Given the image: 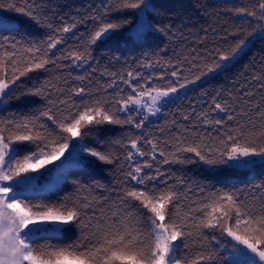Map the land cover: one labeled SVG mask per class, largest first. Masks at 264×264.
Returning <instances> with one entry per match:
<instances>
[{
	"label": "snow or ice",
	"instance_id": "snow-or-ice-1",
	"mask_svg": "<svg viewBox=\"0 0 264 264\" xmlns=\"http://www.w3.org/2000/svg\"><path fill=\"white\" fill-rule=\"evenodd\" d=\"M227 8L248 27L225 29L214 47L173 62L160 57L165 49L157 41L171 40L175 26L162 21L153 0H101L71 23L49 15L43 0H0V11L17 14H0V264H264V179L197 195L165 167L195 158L213 169L264 170V82L260 102L243 89L230 97L217 92L207 111L184 114L199 129L191 139L173 136L161 147L145 128L182 99V89L228 71L264 41V0ZM79 24L86 31L76 35ZM69 33L78 45L68 44ZM120 35L142 58L135 69L101 72L109 82L92 88L99 64L93 46ZM155 67L162 71L140 70ZM61 69L83 74L69 85L53 74ZM30 73L48 77L33 82ZM33 97L42 106L9 111L12 102ZM104 125L125 131L102 140ZM109 168L121 177L118 189L97 179ZM68 184L75 195H47ZM98 189L108 195L101 199ZM73 229L77 238L60 242Z\"/></svg>",
	"mask_w": 264,
	"mask_h": 264
},
{
	"label": "trees",
	"instance_id": "trees-1",
	"mask_svg": "<svg viewBox=\"0 0 264 264\" xmlns=\"http://www.w3.org/2000/svg\"><path fill=\"white\" fill-rule=\"evenodd\" d=\"M43 2L47 7L49 15L55 14L57 19L63 16L66 21L71 23L73 17L77 19L86 17L101 0H43ZM250 2L251 0H244L245 4H249ZM153 3L163 14L161 17L162 21L164 23H172L175 26V35L171 40L166 36H160L157 41L159 47L165 49V51L159 54L163 60L172 59L173 62H175L177 56L182 57L190 55L193 49L196 51H203L205 46H207V48H212L217 42L221 41L222 37L225 35V29H227L228 33H233L237 28L248 27L247 25H243L240 20L234 18V14L228 11V4H224V2H220V4L219 2H215V0H153ZM240 4L241 0H236V3L233 4L231 3L232 6ZM2 12L13 18H16L17 15L14 13ZM30 30L36 32L40 36L44 34L43 30L36 28L35 25H33ZM85 31L86 26L84 24H79L77 29L74 30L76 35L85 33ZM67 37L68 44L73 46L78 45L79 41L72 33L67 34ZM125 40L126 38L120 35L113 37L104 44L98 42L96 46H93V56L99 64L97 72L92 76L91 87L100 88L102 90L103 86L109 82L110 78L107 75H101V72H126L130 68L135 69L136 60L142 58V52L139 48L126 43ZM113 55L121 56V62L119 64L114 61L110 62V57ZM257 67L261 68L263 72H260L261 70H258ZM140 70L146 74L149 69ZM68 71L70 70L61 69L59 72L53 70V74L57 77H67L69 85L76 83L72 77L83 74V69H78L72 72L71 77H68ZM152 71L160 73L162 68L155 67ZM29 75L33 77V82L36 81L37 76L40 82L48 77V73H30ZM261 75H264V41L258 40L253 43L248 54L229 68L228 71L217 73L209 79L208 77L206 79L203 77L200 81H197L196 85H192L187 95L182 96V99L178 103L168 105L163 112L164 115L165 111H168L165 118L159 122L151 123L145 128L154 139L161 141V147L164 146L163 141H171L173 136L178 135L183 138V136L187 135L188 138L191 139V134L194 131H199V129H196L190 121L184 120V114L192 113L193 108L196 112L202 109L207 111L211 104V98L216 95L217 92H223L226 97H230L235 92L243 89L253 92L254 95L252 99L255 102H260L261 92L259 90V85L264 81H256L253 77ZM108 91L111 92L112 90L109 89ZM32 100H36L37 103L33 105L31 103ZM38 106H42L38 98H22L21 101L12 102L9 111H19L21 109L30 111L33 107ZM2 114L7 115V113ZM102 128L104 130L98 133V137L102 140L109 137L117 138L125 131L117 125H104ZM206 128L207 126H205V129ZM161 129H164V131H161ZM185 129H187V132H185ZM138 131L139 130H137V132ZM169 150H171V147H169ZM186 155L191 156L192 154ZM199 163L201 162L194 158V162L192 163H173L165 167L170 168L174 178H180L184 184H186V181L184 180L183 174L179 173L176 167L187 170V172L190 173V178H198V183L192 181L193 186L195 183L198 188L202 186L201 188L211 191L230 184H235L238 187H245L247 189L251 187V185L259 183L264 179V174H262L264 170L258 169L257 173H249L245 170L229 171L226 169L211 171L205 168V165H193ZM107 170L109 173L111 168ZM102 173L104 172L98 171L97 179H100L101 176L106 177V175ZM86 182L90 184L91 180H86ZM71 187L72 185L68 184L64 186L62 191L55 195L51 193L47 195L54 201V199H58V197L67 193ZM181 187H183V185ZM192 190L195 193V188ZM189 195H191V193H189ZM245 195H248L247 191ZM69 233L70 232L65 233L60 242H66ZM40 242L43 243L44 241ZM177 243H179V241H177Z\"/></svg>",
	"mask_w": 264,
	"mask_h": 264
},
{
	"label": "rangeland",
	"instance_id": "rangeland-1",
	"mask_svg": "<svg viewBox=\"0 0 264 264\" xmlns=\"http://www.w3.org/2000/svg\"><path fill=\"white\" fill-rule=\"evenodd\" d=\"M215 2H224V4L226 3V4H233V3H236V0H215ZM221 4V3H220ZM0 14H4L2 11H0ZM5 15V14H4ZM255 66V65H254ZM231 68V67H230ZM257 69L258 70H261V68H259V67H257ZM153 69H149L148 70V72L145 74V75H147L148 73H149V71H152ZM260 72H263V70H261ZM157 73V72H156ZM157 74H159V73H157ZM215 75V74H214ZM211 76H213V75H211ZM211 76H208V79L209 78H211ZM207 77H204V79H206ZM24 79H26V78H24ZM192 85H189L188 86V88L187 89H182L181 90V92H180V95H181V97L182 96H184L185 95V92L187 93L188 92V90L190 89V87H191ZM93 88V87H92ZM94 89H96V88H94ZM168 107V106H167ZM166 107V108H167ZM165 108V109H166ZM164 109V110H165ZM164 110H163V112H164ZM163 112H162V114H160V115H158L157 117H151L150 119H151V123H155V122H159V121H161L163 118H165L166 116H167V113H168V111H165V113H164V115H163ZM163 116V117H162ZM150 123V124H151ZM150 124H146V126H148V125H150ZM145 126V127H146ZM125 130V129H124ZM193 165H205V168H208V169H210L211 171H213V170H219V169H213V168H211L210 166H208V165H206V164H204L203 162H201V163H199V164H193ZM177 169V171L179 172V173H182L183 174V177H184V180L186 181V184H188V185H190L191 186V188L193 189V188H195V193L197 194V195H200V188L202 187V186H200L199 188L197 187V184H195L194 183V186H193V184H192V181H194V182H196V183H198V178L197 177H191L190 178V173H188L187 172V170H185V169H183V168H181V167H176ZM222 170V169H221ZM220 170V171H221ZM226 170H228V169H226ZM108 170H105V171H103L104 173H102V174H105L106 175V177H104V176H101V178L99 179L100 181H101V183L102 184H104V185H107L108 186V188H109V190H111L112 188H117L118 189V187H119V185H118V181H119V179H121V177H120V175L119 174H111L112 173V169L109 171V173L107 172ZM230 171V170H229ZM231 171H233V170H231ZM235 171V170H234ZM239 171H242V170H239ZM191 179V180H190ZM82 180H83V182L84 183H86V184H88L87 182H86V180H90L89 178H82ZM200 181V180H199ZM208 185V184H207ZM105 189H98V190H95V192H94V194L96 195V196H100L101 197V199H103V197L104 196H106V195H108V192L107 191H104ZM204 191H205V193L206 192H208V191H211V190H208V189H204ZM65 195H75V189H74V187L72 186L71 187V189L67 192V193H65L64 195H62V196H60V197H58V199H61L63 196H65ZM84 195H87V193H84ZM114 198V197H113ZM55 200H57V198L56 199H54V201ZM74 230V231H73ZM72 231H70V233H69V236L67 237V239H66V242H62V243H70V242H72V241H74L76 238H77V236L79 235V233H78V231H76L75 229H73Z\"/></svg>",
	"mask_w": 264,
	"mask_h": 264
}]
</instances>
